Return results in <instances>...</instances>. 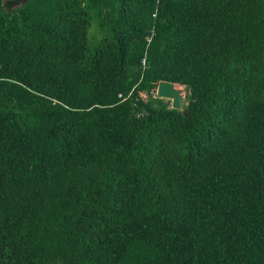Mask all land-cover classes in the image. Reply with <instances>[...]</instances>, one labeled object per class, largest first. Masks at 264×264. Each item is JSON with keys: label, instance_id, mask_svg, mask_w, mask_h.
Wrapping results in <instances>:
<instances>
[{"label": "trees", "instance_id": "trees-1", "mask_svg": "<svg viewBox=\"0 0 264 264\" xmlns=\"http://www.w3.org/2000/svg\"><path fill=\"white\" fill-rule=\"evenodd\" d=\"M0 264H264V0H0Z\"/></svg>", "mask_w": 264, "mask_h": 264}, {"label": "water", "instance_id": "water-1", "mask_svg": "<svg viewBox=\"0 0 264 264\" xmlns=\"http://www.w3.org/2000/svg\"><path fill=\"white\" fill-rule=\"evenodd\" d=\"M156 97L171 102V108L182 111L186 99V87L171 82H160L157 86Z\"/></svg>", "mask_w": 264, "mask_h": 264}, {"label": "rangeland", "instance_id": "rangeland-1", "mask_svg": "<svg viewBox=\"0 0 264 264\" xmlns=\"http://www.w3.org/2000/svg\"><path fill=\"white\" fill-rule=\"evenodd\" d=\"M142 98H146V95H142ZM156 107H168L171 108V102L168 100L157 98L156 95L149 100ZM186 104V101H185Z\"/></svg>", "mask_w": 264, "mask_h": 264}]
</instances>
